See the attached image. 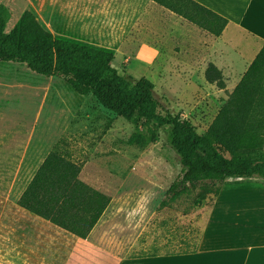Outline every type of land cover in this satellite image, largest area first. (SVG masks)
<instances>
[{
    "label": "rangeland",
    "instance_id": "1",
    "mask_svg": "<svg viewBox=\"0 0 264 264\" xmlns=\"http://www.w3.org/2000/svg\"><path fill=\"white\" fill-rule=\"evenodd\" d=\"M0 4L8 11L5 32L25 9H32L55 35H77L94 46L113 49L112 65L120 73L130 81L149 79L161 106L179 112L198 133L206 131L241 72L240 67L230 73L234 68L227 55L232 50L220 49L225 87L207 82L205 68L213 50L220 56L221 45L212 48L215 37L153 0H0ZM167 130L153 121L116 115L92 95L71 90L59 75L43 76L22 63L0 62V207L14 201L55 146L82 164L80 179L111 198L89 241L26 214L29 226L1 217L0 264L32 248L53 250L59 264H104L106 243L124 247L118 253L123 259L194 251L215 195L196 204L201 189L197 187L170 198L167 189L180 177L181 164ZM243 138L264 149V88Z\"/></svg>",
    "mask_w": 264,
    "mask_h": 264
},
{
    "label": "trees",
    "instance_id": "2",
    "mask_svg": "<svg viewBox=\"0 0 264 264\" xmlns=\"http://www.w3.org/2000/svg\"><path fill=\"white\" fill-rule=\"evenodd\" d=\"M188 23L219 36L228 20L196 0H153ZM7 8L0 4V62H18L43 76L59 75L79 95L127 119L168 126L167 139L179 156L181 175L167 189L171 199L200 187L199 204L217 195L227 177L264 179V149L243 138L264 80V43L227 93L204 133L179 112L164 109L146 77L130 81L113 65L114 50L85 42L77 35L53 34L25 9L9 32ZM204 78L225 87L221 70L209 62ZM82 164L53 147L16 198L19 206L85 239L110 204L104 192L80 179Z\"/></svg>",
    "mask_w": 264,
    "mask_h": 264
},
{
    "label": "crops",
    "instance_id": "3",
    "mask_svg": "<svg viewBox=\"0 0 264 264\" xmlns=\"http://www.w3.org/2000/svg\"><path fill=\"white\" fill-rule=\"evenodd\" d=\"M196 1L227 18L228 22L222 33L219 36L212 35L217 39L213 40L212 48H215L217 43L221 45L217 46L219 50H232V53L227 55L234 68L230 73H237L236 70L241 67V72L235 79L237 83L264 43V0ZM215 51L212 52L210 62L224 75L225 71L219 65V58L223 53L220 50V56L216 57ZM262 88H264V80ZM22 190L14 201L9 204L4 203L0 207V218L17 219L18 226L22 223L26 226L31 225L23 218L26 214L76 239L89 241L105 213L87 238L81 239L19 206L16 198ZM209 213L202 220V232L191 253L183 251L170 256L153 254L146 258L123 259L118 256V253H121L124 247L118 246L117 243L114 245L106 243L102 247L105 252L104 264H187L188 258L190 264H264V179L227 177L219 193L214 197ZM33 229L37 230L35 225ZM47 236L59 238L56 235ZM56 255L51 249L32 248L4 258L3 264H59L58 256L55 258ZM113 256L116 259H113Z\"/></svg>",
    "mask_w": 264,
    "mask_h": 264
}]
</instances>
